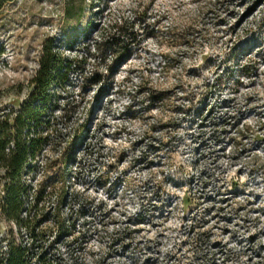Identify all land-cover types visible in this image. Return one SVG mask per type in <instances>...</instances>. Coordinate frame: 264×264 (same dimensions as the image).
Masks as SVG:
<instances>
[{"label":"rangeland","instance_id":"374dc122","mask_svg":"<svg viewBox=\"0 0 264 264\" xmlns=\"http://www.w3.org/2000/svg\"><path fill=\"white\" fill-rule=\"evenodd\" d=\"M45 45L72 65L43 111L30 227L0 209V241L64 264H264V0H11L0 116Z\"/></svg>","mask_w":264,"mask_h":264},{"label":"trees","instance_id":"16d2710c","mask_svg":"<svg viewBox=\"0 0 264 264\" xmlns=\"http://www.w3.org/2000/svg\"><path fill=\"white\" fill-rule=\"evenodd\" d=\"M11 0H0V10ZM72 62L45 45L39 69L31 80L33 92L14 114L0 116V209L5 219L19 228L28 229L31 220L30 187L27 174L38 154L48 145L42 127L48 124L43 111L48 105L51 87ZM62 73V74H61ZM0 264H64L61 260L38 254L34 248L14 238L0 241Z\"/></svg>","mask_w":264,"mask_h":264}]
</instances>
